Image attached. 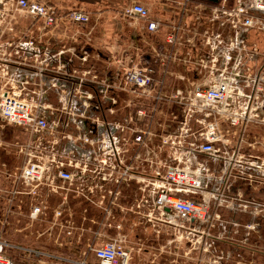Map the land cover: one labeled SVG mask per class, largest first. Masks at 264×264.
I'll use <instances>...</instances> for the list:
<instances>
[{"label": "built area", "instance_id": "built-area-1", "mask_svg": "<svg viewBox=\"0 0 264 264\" xmlns=\"http://www.w3.org/2000/svg\"><path fill=\"white\" fill-rule=\"evenodd\" d=\"M220 1L196 3L194 24L173 25L168 47L137 51L115 73L77 53L85 11L0 1V120L25 135L7 144L20 166L0 160V227L22 232L13 216L31 227L50 212L54 241L69 250L1 230L0 264H242L219 248L225 228L210 232L224 226L210 211L233 209L237 182L264 184V159L247 151L257 149L249 125L264 122V71L251 65L259 49L248 39L264 33V0ZM124 15L149 11L134 2ZM91 208L100 220L84 217Z\"/></svg>", "mask_w": 264, "mask_h": 264}, {"label": "crops", "instance_id": "crops-1", "mask_svg": "<svg viewBox=\"0 0 264 264\" xmlns=\"http://www.w3.org/2000/svg\"><path fill=\"white\" fill-rule=\"evenodd\" d=\"M55 5H58L62 10L67 11L70 9H80L89 14L90 20L88 23L79 27L80 33L76 40L77 53L82 54L86 52L89 57V64L96 67L101 62L105 64L99 72L110 71L111 73L117 72L121 68V64L118 61H127L128 58H134L137 51H145L150 49H156L159 47H168L166 45V35L171 30L173 25H186L190 26L194 24V11L193 7L198 2H204L205 0H189L187 5L188 13L184 14L183 8L180 2L184 0H49ZM134 2H140L148 8L149 15L147 19H141L139 17L124 15V10L132 5ZM209 7L219 6L221 1L212 2L208 0ZM234 3V0H228L226 6L230 7ZM155 20L159 22V28L156 32L148 31L145 27L147 21ZM200 24H203V22ZM71 34V33H70ZM257 34L255 31H250L248 39L250 44L254 43L258 46L259 52L257 55V61L251 65L254 69L261 68L264 71V33ZM60 39V33H57L52 38V43L55 44ZM68 45L71 42L68 40ZM83 48V49H82ZM180 48L184 51L188 47L181 45ZM82 50V51H81ZM97 51L94 53L93 51ZM127 50H132V54L129 55ZM123 51V52H121ZM92 53V54H91ZM97 57L98 62L94 61V57ZM129 55V56H128ZM128 56V57H127ZM133 56V57H132ZM127 57V58H126ZM171 70L180 71L185 73L181 68L171 65ZM116 69V70H115ZM264 117V111L262 112ZM249 137L247 141H262L260 145L261 151L247 150L255 157H261L264 159V122L259 119L253 120L249 125L248 129ZM18 136H25L21 130L13 128L9 125L3 124L0 120V160L7 162L12 157L11 150L7 148V144L13 141ZM2 146H5L2 148ZM259 151V152H258ZM242 183L243 182H239ZM250 188L253 191L261 192L264 191V184L252 183ZM249 188V189H250ZM239 189V190H238ZM246 188L239 187L236 184L233 185V194L240 195ZM252 191V192H253ZM255 192L249 195L256 194ZM239 193V194H238ZM219 208H213V210H220ZM79 210H76V213ZM12 219V227L14 228L17 224L22 221L25 222L26 218L22 217L21 213L18 215V219L14 216ZM264 221V220H262ZM23 222V223H24ZM17 225V226H18ZM107 236H111L114 230L107 229L105 232ZM83 240H87L90 237V233L82 231L81 233ZM222 241L219 242L218 246L223 249ZM67 249V248H66ZM65 250V249H64ZM225 250V248H224ZM230 250V249H228ZM66 251V250H65ZM69 252V250L67 249ZM226 251V250H225Z\"/></svg>", "mask_w": 264, "mask_h": 264}, {"label": "rangeland", "instance_id": "rangeland-1", "mask_svg": "<svg viewBox=\"0 0 264 264\" xmlns=\"http://www.w3.org/2000/svg\"><path fill=\"white\" fill-rule=\"evenodd\" d=\"M127 51L129 52V55L132 54V50ZM93 52L96 53L97 51L94 50ZM93 57L94 61L98 62V58L95 56ZM103 66H105V64L101 62L100 65H96V68L100 70ZM128 66L129 67H127V69L132 68L131 64ZM18 137H20L19 139H24V136ZM261 142L262 141H259L257 144L259 151H261L260 148L262 147L260 145ZM11 152L12 154L10 156L12 158L8 160L6 164L9 170L14 172L15 169L20 166L21 158L17 156L14 151L11 150ZM1 169L2 166L0 162V170ZM3 184L4 183L0 174V186ZM237 185L240 188H246V190L242 191L240 195H237L236 199L234 200L233 209L222 206L220 210L212 209L210 211L211 216L219 215V220L224 225L223 227L215 226L214 228H211L210 232L215 235L219 232H222L223 228H225V233L222 238L224 241V244L222 245L223 250L224 248L225 250L230 249V251L233 252V258L240 260L242 264L246 263V261H253L255 264H264V221H262L264 220V191L261 190V192L258 191L257 193L253 191V189L250 188L248 184L245 185L242 183L241 185V183L237 182ZM252 191L256 194H252V196H250L249 194L253 193ZM244 206L247 208L244 209ZM49 221L50 212L46 217H43L42 220L31 224V227L30 224H27V219L25 222L23 221L24 223L21 221L19 225H17L23 229L22 232H13V230H11L9 233H5L7 229L1 227L0 231L2 230L3 234L5 233L4 235L9 239L19 243L28 244L29 246L38 247L49 251H64L65 249L67 252L65 247L63 248V246H59V242L54 241L55 237H53V235L57 236L56 233H58V231L56 228H53L52 230ZM139 234L148 237L150 233L149 231H140ZM252 252L254 254H252ZM237 255H240V257Z\"/></svg>", "mask_w": 264, "mask_h": 264}, {"label": "flooded vegetation", "instance_id": "flooded-vegetation-1", "mask_svg": "<svg viewBox=\"0 0 264 264\" xmlns=\"http://www.w3.org/2000/svg\"><path fill=\"white\" fill-rule=\"evenodd\" d=\"M123 193V192H122ZM104 200H106V199H104ZM124 202V198L122 197L121 199H120V203H123ZM76 216L78 217V218H82V213L79 211V212H77V214H76ZM84 217L86 218V219H91V218H93V219H95L96 221H98V220H100L101 219V213L98 211V209L97 208H91V209H87L86 210V212H85V214H84Z\"/></svg>", "mask_w": 264, "mask_h": 264}, {"label": "water", "instance_id": "water-1", "mask_svg": "<svg viewBox=\"0 0 264 264\" xmlns=\"http://www.w3.org/2000/svg\"><path fill=\"white\" fill-rule=\"evenodd\" d=\"M210 1H212V2H217L218 0H210Z\"/></svg>", "mask_w": 264, "mask_h": 264}, {"label": "bare ground", "instance_id": "bare-ground-1", "mask_svg": "<svg viewBox=\"0 0 264 264\" xmlns=\"http://www.w3.org/2000/svg\"><path fill=\"white\" fill-rule=\"evenodd\" d=\"M0 1H2L3 2V0H0ZM255 165H257L256 163H254Z\"/></svg>", "mask_w": 264, "mask_h": 264}]
</instances>
